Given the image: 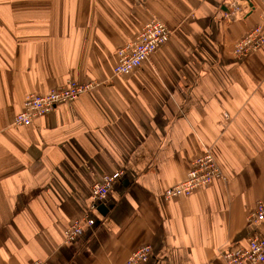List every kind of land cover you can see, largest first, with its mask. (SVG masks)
<instances>
[{"label": "crops", "instance_id": "0c3cea01", "mask_svg": "<svg viewBox=\"0 0 264 264\" xmlns=\"http://www.w3.org/2000/svg\"><path fill=\"white\" fill-rule=\"evenodd\" d=\"M151 18L169 42L115 77L116 50ZM256 24L264 0H0V264H123L143 245L145 264H225L244 247L264 196V51L236 61L231 47ZM69 81L100 86L13 125L29 94ZM205 148L223 179L165 200ZM116 171L105 212L66 242Z\"/></svg>", "mask_w": 264, "mask_h": 264}, {"label": "built area", "instance_id": "2783aa9c", "mask_svg": "<svg viewBox=\"0 0 264 264\" xmlns=\"http://www.w3.org/2000/svg\"><path fill=\"white\" fill-rule=\"evenodd\" d=\"M253 33L255 38L259 39L258 41L263 39L261 38L262 36L258 37L259 31ZM167 38L168 32L159 21L151 20L146 22L140 34L131 40L124 49L121 48L117 51V63L113 68L114 74L129 75L133 70L138 69L158 50L156 48L165 43ZM248 40L244 44L247 46V49H253L252 45L256 41L252 39L248 43ZM242 47L243 45L238 46L237 51H242ZM96 86V82L77 83L69 81L65 85L50 89L44 94H29L24 99L20 111L15 115L13 125L15 127H28L36 119L50 113L57 106L77 100L81 95L91 92ZM118 177L117 175L115 178L111 177L110 179L102 176V180L91 187V201L98 199V197L104 198L111 190L110 184ZM217 178L218 175L212 161L207 157L199 158L189 168L185 180L167 190L164 193V198L169 200L187 197L196 190L210 186ZM96 207L97 205L93 204L92 206L90 205L89 209L91 208L93 213ZM85 214L88 215V211ZM247 218L252 223H264V196L257 201L254 210ZM85 223V219L83 220L82 218L72 221L64 232L65 241L70 242L77 239ZM94 223L90 221L91 225ZM151 255V247L144 245L136 249L132 253V258L128 259L126 263H144L150 259ZM224 261L225 264H264V237H251L244 247L233 249L224 255ZM33 264H44V262Z\"/></svg>", "mask_w": 264, "mask_h": 264}, {"label": "rangeland", "instance_id": "374dc122", "mask_svg": "<svg viewBox=\"0 0 264 264\" xmlns=\"http://www.w3.org/2000/svg\"><path fill=\"white\" fill-rule=\"evenodd\" d=\"M229 10H230V12H232L233 10H235V12L237 13V12H239L238 11V7L236 6V5H232L231 6V9H230V7H229ZM229 15V14H228ZM151 20H156V21H159L163 26H164V28L167 30V32H168V38H167V40L165 41V43L163 44V45H161L160 47H158V48H156V49H161L163 46H165L168 42H169V40H170V38H171V36H172V34H173V31L166 25V24H164V23H162L160 20H157V19H155V18H151V19H149L148 21H151ZM147 21V22H148ZM227 22H229V23H231L232 22V19H227ZM144 27V25H142L141 26V28L136 32V34L133 36V39H135V37H137L139 34H140V32H141V29ZM258 32L259 31V35H258V37H261V38H263V39H260V41H258L259 39H256L255 38V36H254V33L253 32ZM250 37V38H249ZM133 39H131V40H133ZM249 39V40H248ZM252 39H254L256 42L255 43H253V45H252V47H253V49H247V46L244 44L247 40H248V43H249V41H251ZM131 40H129V42L131 41ZM129 42L127 41V42H125L124 44H122L117 50H116V57H117V51L119 50V49H121V48H125L128 44H129ZM260 44H259V43ZM241 45H243V47L241 48V49H243L242 51H237V47L238 46H241ZM260 51H264V26H262V25H260V24H256V25H254V26H252L251 28H249L247 31H246V33L244 34V35H242L241 37H239L237 40H235L234 41V43L232 44V47H231V55H232V57H233V59L234 60H236V61H245V60H247L248 58H250L251 56H253L254 54H256V53H258V52H260ZM157 52V50L143 63V65L142 66H144V65H149V63L151 62V58L153 57V55L155 54ZM116 63H117V60H116ZM116 65V64H115ZM142 66H140L138 69H135V70H133L129 75H124V77H128V76H133V75H135V73L140 69V68H142ZM113 75L115 76V77H120V76H123V75H115L114 74V72H113ZM100 86V84L99 85H97L95 88H97V87H99ZM94 88V89H95ZM224 118H225V120H227L228 119V117L227 116H224ZM202 157H207L208 159H210L211 161H212V164L214 165V168H215V170H216V173H217V175H218V178L217 179H223V175H222V171H221V169H220V166H219V163H218V161L216 160V158H215V156H214V153H213V151H212V148H205V150L202 152V154L201 155H199V157H197V158H195V159H193L191 162H190V166H189V168L190 167H192L193 166V164H194V162L197 160V159H199V158H202ZM189 172V169H188V171H187V173ZM187 173H186V175H187ZM119 176L118 178H116V180H114L111 184H110V189L112 190L113 189V187H115L116 186V184L119 182V180L123 177V175H122V171H116V172H114V173H108V174H104L103 176H105V177H107V178H110L111 179V177L112 178H115L116 176ZM102 180V176L97 180V181H95L94 183H93V185L94 184H96V183H99L100 181ZM184 180H185V178H184ZM93 185L91 186V187H93ZM173 186H175V185H173ZM173 186H171V187H168V188H166L165 189V191H164V193L167 191V190H169V189H171ZM209 187V186H208ZM207 187H204L203 189H206ZM203 189H201V190H203ZM110 190V191H111ZM201 190H196V191H194V192H197V191H201ZM110 191H109V193H110ZM193 192V193H194ZM103 193V192H102ZM101 193V194H102ZM109 193L107 194V195H105V197L104 198H101V197H98V199H94L93 201H91V206L93 205V204H96L97 205V207L95 208V212L97 211V209H98V207L100 206V204L101 203H103V201L107 198V196L109 195ZM164 193H163V198H164ZM180 198V197H179ZM165 199V198H164ZM165 200H167V199H165ZM97 203H99V204H97ZM90 207V206H89ZM91 214H92V210H91V208L88 210V215L87 214H83L82 215V217H80V218H82L83 220L85 219V221H86V223H85V225H83V227H82V230H81V233L83 232V230L84 229H86V228H88V229H90V228H92V227H94V225H95V223L93 224V225H91L90 224V221H91V223H93V222H95V218H92V217H89V216H91ZM250 214V213H249ZM88 217V218H87ZM247 217H248V215H247ZM245 218V224H246V227H247V232H248V234H247V238L245 239V241H244V243H243V245L245 246L246 245V243L250 240V238L251 237H253V236H260V237H264L263 235H261L260 233H259V229L262 227V225L264 224V223H258V224H256V223H252V222H250L249 220H248V218ZM79 218V219H80ZM87 219V220H86ZM65 238V237H64ZM144 246V245H143ZM143 246H141V247H143ZM141 247H139V248H141ZM231 250H233V248H230V249H228V250H226L225 252H223V258H224V255H226L228 252H230ZM134 252V251H133ZM132 252V253H133ZM132 253L127 257V259H126V261L123 263V264H125L127 261H128V259H131L132 258ZM134 259V258H133ZM149 261V259L148 260H146V262H144V263H141V264H145V263H147ZM36 263V262H35ZM140 263H137V264H140ZM224 263H225V261H224ZM33 264V263H32ZM45 264V263H44ZM127 264V263H126Z\"/></svg>", "mask_w": 264, "mask_h": 264}, {"label": "water", "instance_id": "95a60500", "mask_svg": "<svg viewBox=\"0 0 264 264\" xmlns=\"http://www.w3.org/2000/svg\"><path fill=\"white\" fill-rule=\"evenodd\" d=\"M104 208H105L104 206L100 205L98 207V211L105 212V209Z\"/></svg>", "mask_w": 264, "mask_h": 264}, {"label": "bare ground", "instance_id": "6f19581e", "mask_svg": "<svg viewBox=\"0 0 264 264\" xmlns=\"http://www.w3.org/2000/svg\"><path fill=\"white\" fill-rule=\"evenodd\" d=\"M181 183V182H180ZM179 184V183H178ZM178 184H176V185H178ZM170 200V199H169ZM101 205V204H100Z\"/></svg>", "mask_w": 264, "mask_h": 264}]
</instances>
